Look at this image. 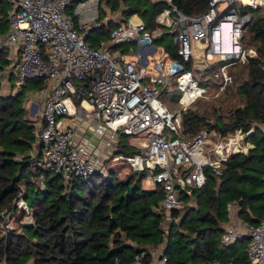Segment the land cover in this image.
<instances>
[{
    "label": "built area",
    "instance_id": "built-area-1",
    "mask_svg": "<svg viewBox=\"0 0 264 264\" xmlns=\"http://www.w3.org/2000/svg\"><path fill=\"white\" fill-rule=\"evenodd\" d=\"M5 1L10 6L9 29L0 38V46L7 49L11 65L3 78L12 76L18 87L28 80L43 79L42 89L33 93L42 104L40 119L34 123L35 155H43V167L60 174L66 182L99 173L107 178V162L113 165L123 160L132 171L145 172L144 190L151 194L162 191L155 210L165 213L163 224L171 223L168 217L182 206V194L191 199L193 189L206 182V168L221 176V167L231 154H247L254 148L249 139L254 127L226 135L202 129L191 138H185L180 129L181 112L196 98L207 96L206 88L185 67L193 57V48L202 50L203 58L219 55L226 61L220 66L223 81L219 94L230 81L227 68L256 56L240 42L251 19L242 8L255 7L243 0H208L203 13L188 15L172 0H151L163 2L165 8L155 18L158 28L150 31L138 14L124 18L123 6L116 16L108 10L103 17L100 0ZM219 3H227V7L219 9ZM262 5L264 0H259L256 7ZM68 8H72V15ZM108 22L113 23L108 37L99 41L98 48H90L83 37ZM165 32L174 35L178 58L163 52L154 63L155 73H143L138 64H148L147 54L156 50L154 40ZM226 34L228 48L224 49L222 37ZM127 43L137 46L136 62L126 61L116 50L111 52L116 45ZM172 80L181 92L180 108L174 112L159 100L160 87L171 85ZM190 88L194 94L186 97ZM121 134L139 140L136 146L129 145L132 149L128 154L117 145ZM207 145L212 147L206 149ZM227 208L222 243L247 238L248 264H264V211L255 223H249L239 217L241 209L235 201L227 203ZM17 215L25 224L32 223L22 188L11 209L0 213L3 234L7 235L9 222ZM151 254L149 264H158L160 252L151 250ZM130 264H145L143 255H135Z\"/></svg>",
    "mask_w": 264,
    "mask_h": 264
},
{
    "label": "trees",
    "instance_id": "trees-1",
    "mask_svg": "<svg viewBox=\"0 0 264 264\" xmlns=\"http://www.w3.org/2000/svg\"><path fill=\"white\" fill-rule=\"evenodd\" d=\"M243 1L252 7L259 2ZM172 2L188 15H199L208 5V0ZM5 4L0 0L3 36L9 26ZM113 4L116 8L123 6L124 18L138 14L150 31L158 28L155 18L165 8L163 2L151 0H113ZM242 10L250 13L251 19L243 28L240 42L243 49L254 50L256 56L248 57L244 64L229 66L230 81L216 96L219 100L237 99L238 104L222 114L220 105L213 103L208 110L205 97H198L181 112L180 131L191 138L202 129L226 135L254 127L256 131L249 137L254 148L247 154H231L221 167V176L206 168V182L192 191L193 204L182 194L183 204L170 212L172 224L166 229L162 227L165 213L155 210L163 193L151 194L142 188L144 171H132L121 179L116 163L107 178L99 173L66 182L60 174L37 164L41 154L37 153L35 159L29 155L32 146L38 148L33 122L26 117L17 93L0 91V213L11 209L22 188L32 214L31 224L17 217L16 228H9L7 235L0 232V263L130 264L135 255L142 254L144 263L149 264L151 250L159 249L163 264H206L214 260L248 264L245 247L240 244L247 239L230 244L221 241L229 217L227 203L235 201L241 209L239 217L249 223H255L260 218L258 211L264 210V129L260 128L264 125V6ZM166 37L170 40L163 52L178 58L172 33L165 32L155 41ZM3 52L0 49V65L5 66L8 62ZM192 60L185 63L187 70H191ZM219 61L221 65L226 62ZM33 80L43 86V79ZM125 149V153L131 152ZM136 172L140 174L134 179Z\"/></svg>",
    "mask_w": 264,
    "mask_h": 264
},
{
    "label": "rangeland",
    "instance_id": "rangeland-1",
    "mask_svg": "<svg viewBox=\"0 0 264 264\" xmlns=\"http://www.w3.org/2000/svg\"><path fill=\"white\" fill-rule=\"evenodd\" d=\"M264 6V5H262ZM219 9L225 8L227 7V3H219L218 4ZM248 7V6H247ZM5 10L8 13V10L10 8V6L8 4L4 5ZM258 8V7H255ZM120 8H116L114 7L113 4V0H100V13L102 14L103 17L107 16V14H105V11H110L111 12V16L114 17L117 15L118 11ZM67 13L72 15L73 11L72 8H68ZM9 25V24H8ZM246 25V24H245ZM9 29V26L7 28V31ZM110 27L105 25L102 29H97V30H93L89 33L86 34V36L83 37L84 42L89 45L90 48H98V44L100 40H105L108 37V32H109ZM6 31V32H7ZM3 36V34L0 35ZM162 39V38H161ZM159 41H155L153 42V46L156 48L155 51L147 54V59H148V64L147 65H143V64H138V66L140 67V69L142 70L143 73L145 74H150V73H155L154 70V63L158 60H160V58L163 57V47L169 42L170 37H166L163 38L162 40ZM227 40V35H223L222 37V43L223 45H225ZM4 50V52L2 54H4V59H6V61L8 62L7 65H0V91L3 94H12L15 95L16 93L18 94V98H19V102L21 103V105L24 107L25 112H26V117L29 118V120H31L32 122L36 123L37 120L40 119V109H41V104L39 103V105L36 106L37 104V97L38 96H34L33 93L40 90L42 88V84L39 81H35V80H28L25 84H23L22 86L18 87L17 85L14 84L13 82V78L12 76L10 77L9 81L7 79L3 78L4 74H8V70H10V65H11V60L8 58L7 55V49L4 48L3 46H0V49ZM136 49L137 46L134 43H127V44H121L118 45L116 47H114L113 49H111V52L116 50L118 53H121L123 55V59H125L126 61H133L136 62L137 60V54H136ZM193 66L191 68V72L193 77L198 81V83L200 85H203L206 90H207V96L205 97V102L204 105H206V108H208V110L211 109V106L215 105L216 107H218L219 105L221 106L220 109H223L222 111H220L219 113L224 114L228 109H230V107H235L238 104V100L237 99H221L219 100V97L216 98V96L218 95V88L217 85L220 84L222 82L221 78H220V61L221 57L219 55H215L212 58H203L201 57V52L202 50L197 49V48H193ZM229 69V67L227 68V70ZM174 80H172L171 85H166V86H161L160 87V96H159V100L162 102V104L164 106H166L168 108V110H170L171 112L176 111L177 109L180 108V104L178 103V98L181 95L180 90L178 89V87L175 85V83L173 82ZM8 84V85H7ZM11 85V86H10ZM10 86V87H8ZM221 86V85H220ZM219 86V88H220ZM219 100V101H218ZM30 104V102H32ZM218 101V102H217ZM215 103V104H213ZM213 104V105H212ZM190 106V105H189ZM189 106H187L186 108H189ZM36 107V109H35ZM185 110V109H184ZM211 122H214L215 120L213 118H210ZM260 128L264 129V125H260ZM139 143V140L134 137V136H128V135H123L121 134L119 136V142L117 143L118 146H122V151L124 149V147L126 148L125 151H131V148L129 145L131 146H136ZM33 147V146H32ZM212 146L211 145H207L206 149H210ZM35 150H33L30 152L29 150V155L31 156V158L35 159ZM124 154V151L122 152ZM44 160V156L43 155H39L38 156V162L37 164L43 166L42 162ZM116 170L120 169L119 174H117L118 177H120L121 179H126L127 175L129 173L132 172L130 166L123 160H121L117 165H116ZM112 164L107 162V168L109 169L110 172V168H112ZM140 172H136L134 174V179H137L139 176ZM131 183H134L131 182ZM142 185H143V189H146L145 186L147 185L146 182V178L144 177V179L142 180ZM193 197L190 199L189 204H193ZM183 204V203H182ZM264 210H259V216L261 217L263 214ZM18 215L16 216L15 219L11 220L9 222V226L11 228H16L18 226V219H17ZM168 219L171 221V217L169 216ZM22 222L24 223L25 220ZM172 222V221H171ZM163 224V223H162ZM172 223H169L168 221L165 222L163 225V228H167L168 226H170ZM1 224H0V232L3 234L2 229H1ZM240 244L246 248L247 246V241H242L240 242ZM244 248V250H245ZM155 252H160V250L155 249ZM161 256H159V259H156V261L158 262V264H163V261L160 262ZM160 262V263H159Z\"/></svg>",
    "mask_w": 264,
    "mask_h": 264
},
{
    "label": "crops",
    "instance_id": "crops-1",
    "mask_svg": "<svg viewBox=\"0 0 264 264\" xmlns=\"http://www.w3.org/2000/svg\"><path fill=\"white\" fill-rule=\"evenodd\" d=\"M226 35H227V34H226ZM196 48L198 49V47H196ZM223 48H224V49H227V48H228V35H227L226 43H225V45H223ZM36 102H37L36 106L39 105V103H40V99H39L38 97H37V101H36ZM31 103H33V101L30 102V104H31ZM40 104H41V103H40ZM41 105H42V104H41ZM35 109H36V107H35ZM33 124H34V122H33ZM32 148H33V150H35V152H36V148H35V147H32ZM32 148H31V151H32ZM31 151H30V152H31ZM34 154H35V153H34Z\"/></svg>",
    "mask_w": 264,
    "mask_h": 264
},
{
    "label": "bare ground",
    "instance_id": "bare-ground-1",
    "mask_svg": "<svg viewBox=\"0 0 264 264\" xmlns=\"http://www.w3.org/2000/svg\"><path fill=\"white\" fill-rule=\"evenodd\" d=\"M118 46V45H116ZM194 94V90L193 88H190V91H189V95H187L186 97H189V96H192ZM184 99H187V98H184ZM244 239H247V238H244ZM243 240V239H242ZM241 241V240H240ZM236 242V241H235Z\"/></svg>",
    "mask_w": 264,
    "mask_h": 264
}]
</instances>
